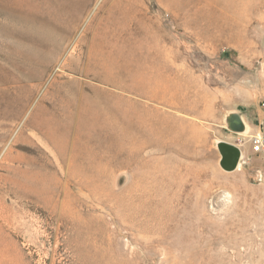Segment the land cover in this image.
I'll return each mask as SVG.
<instances>
[{"label":"rangeland","instance_id":"rangeland-1","mask_svg":"<svg viewBox=\"0 0 264 264\" xmlns=\"http://www.w3.org/2000/svg\"><path fill=\"white\" fill-rule=\"evenodd\" d=\"M0 264H264V0H0Z\"/></svg>","mask_w":264,"mask_h":264},{"label":"bare ground","instance_id":"bare-ground-1","mask_svg":"<svg viewBox=\"0 0 264 264\" xmlns=\"http://www.w3.org/2000/svg\"><path fill=\"white\" fill-rule=\"evenodd\" d=\"M154 121H155V120H154ZM157 121H158V120H157ZM164 121H165V119H164ZM164 121H163V122H164ZM141 122H143V119H141L139 123H141ZM144 122H145V121H144ZM165 122H166V121H165ZM142 124H143V123H142ZM142 124H140V127L142 126ZM161 124L163 125V123H161ZM161 124H159V125L162 126ZM166 124H168V123H166ZM147 125H148V124H147ZM159 125H158V126H159ZM154 126H155V125H154ZM154 126H153V128L155 129ZM163 126H164V128H163ZM163 126H162L163 129H167V128H168V130H170L169 127L165 128V125H163ZM167 126H169V125H167ZM140 127H139V128H140ZM144 127H145V126H144ZM150 127H151V126H150ZM156 127H157V126H156ZM139 128H138V131H141L142 129L139 130ZM141 128H142V127H141ZM148 128H149V127H148ZM158 128H159V127H158ZM145 129H146V127H145ZM152 130H153V129H152ZM152 130H151V133H152ZM168 130H167L166 132H165V130H164L163 132H164L165 134H166V133L170 134V133H169L170 131H168ZM143 131H144V130H143ZM148 131H149V133H150V130H148ZM148 131H147V133H148ZM157 131H159V134L161 133V129H160V130H158V129L155 130V132H157ZM153 132H154V131H153ZM139 133H140V132H139ZM145 133H146V131H145ZM147 133H146V134H147ZM157 134H158V133H157ZM159 134H158V135H159ZM161 134H162V133H161ZM141 135L143 136V134H141ZM141 135H139V136H141ZM147 135L149 136V134H147ZM155 135H156V134H155ZM145 136H146V135H145ZM148 136H147V137H148ZM153 136H154V135H153ZM164 136H165V135H164ZM164 136H163V138H164ZM166 136H167V135H166ZM149 137H150V136H149ZM167 137H168V136H167ZM138 138H139V137H138ZM143 138H144V137H143ZM169 138H171L170 135H169ZM160 139L162 140V136H161V138H160V136H159V140H160ZM167 139H168V138H167ZM167 139H166V140H167ZM142 140H144V139H142ZM146 140H147V139H146ZM154 140H155V138H154ZM169 140H170V139H169ZM169 140H168V141H169ZM163 141H165V139H164ZM218 141H219V140H218ZM155 142H156V141H155ZM169 142H170V141H169ZM138 143H139V140H138L137 144H138ZM158 143H159V142H156L157 145H158ZM166 143H167V142H166ZM139 144H140V145H139L138 150L135 148L137 151L140 150V151L138 152L137 155H139L140 152L145 151L146 149H145L144 147L147 146V144L145 145V144L143 143V141H142L141 143H139ZM152 144H153V143H152ZM152 144H151V145H152ZM156 144H155V146H156ZM162 144H164V142H163ZM170 144H171V143H170ZM170 144H169V146H170ZM148 145H149V144H148ZM165 145H166V144H165ZM165 145H164V146H165ZM167 145H168V144H167ZM164 146H163V147H164ZM136 147H137V146H136ZM151 147H154V146L152 145ZM156 147H157V146H156ZM165 147H166V149H167V146H165ZM165 147H164V148H165ZM148 148H149V147H148ZM166 149H164V150H166ZM169 149H170V148H169ZM153 150H154V149H153ZM147 151H148V150H147ZM166 151H167V150H166ZM145 152H146V151H145ZM164 153H165V151H164ZM142 154H143V153H142ZM142 154H141V155H142ZM147 154H148V153H147ZM149 154H150V153H149ZM155 154H156V153H155ZM146 156L148 157V155H146ZM149 156H150V155H149ZM155 156H156V155H155ZM141 157H142V156H141ZM150 157H151V156H150ZM157 157H158V156H157ZM144 159H145V157H144ZM146 159H147V158H146ZM148 159H149V158H148ZM148 159H147V162H148ZM157 159H158V158H157ZM150 160H151V159H150ZM152 160H153V159H152ZM154 160H156V159H154ZM138 161H140V160H138ZM145 161H146V160H145ZM145 161H142V162L144 163V165H146V164H145ZM159 161H160V160H159ZM164 161H165V160H164ZM164 161L162 160L163 163H164ZM142 162H141V163H142ZM150 162H152V161H150ZM153 162H155V161H153ZM160 162H161V161H160ZM158 163H159V162H158ZM163 163H162V164H163ZM137 164L140 165V163H137ZM152 164H153V163H152ZM159 164H160V163H159ZM142 165H143V164H142ZM148 165L150 166L151 164H148ZM166 165H168V164H166ZM140 166H141V165H140ZM140 166H139V170H140V168L142 167V166H141V167H140ZM146 166H147V165H146ZM153 166H154V164H153ZM155 166H157V165H155ZM159 166H161V164H160ZM164 166H165V165H164ZM239 166H240V164L238 165L237 168H239ZM151 167H152V165H151ZM165 167H166V166H165ZM169 167L171 168L170 165H169ZM137 168H138V166H137ZM145 168H146V167H145ZM147 168H148V167H147ZM153 168H154V167H153ZM153 168L151 169V168L149 167V169H151V170H153ZM158 168H159V167H158ZM158 168H157V169H158ZM163 168H164V167H163ZM166 168H167V167H166ZM166 168H165V169H166ZM170 168H169V169H170ZM173 169H174V168H172V170H173ZM167 170H168V168H167ZM142 171H143V170H142ZM142 171L140 170V172H142ZM153 171H154V170H153ZM155 171H156V170H155ZM161 171H162V168H161ZM161 171H160V173H162V175H163V172H165V170L162 171V172H161ZM173 171H174V170H173ZM137 172H138V171H137ZM145 172L147 173V171H143L144 175H145ZM149 172H151V171H149ZM158 172H159V171H158ZM168 172H169V171H168ZM170 172H171V171H170ZM170 172H169V173H170ZM165 173H167V172H165ZM165 173H164V174H165ZM172 173H173V172H172ZM137 175H138V174H137ZM139 175H140V174H139ZM144 175H140V176H139V177L141 178V180H143L144 178H146L147 175H145V176H144ZM150 175H151V174H150ZM162 175H161V176H162ZM174 175H175V174H174ZM154 176H156V175L154 174ZM158 176H159V175H158ZM158 176H157V178H158ZM166 176H167V175H166ZM166 176H165V177H166ZM159 177H160V176H159ZM169 177H170V175H169ZM169 177H168V179H167L166 182H168ZM171 177H172V176H171ZM149 178H150V177H149ZM153 178H154V177H153ZM155 178H156V177H155ZM157 178H156V179H157ZM163 178H164V175H163ZM150 179H151V178H150ZM156 179H155V180H156ZM158 179L160 180L161 178H158ZM158 179H157V180H158ZM172 179H173V178H172ZM138 180H139V179H138ZM147 180H148V177H147ZM157 180H156V181H157ZM162 180H163V179H162ZM162 180H161L160 182H162ZM165 180H166V179H165ZM165 180H164V181H165ZM138 182H139V181H138ZM141 182L143 183V182H146V181H141ZM141 182H140L139 185H141ZM153 182H154V181H153ZM157 182H159V181H157ZM160 182H159V183H160ZM147 183H148V182H147ZM147 183H146V184H147ZM149 183H150V181H149ZM154 183H156V182H154ZM144 184H145V183H144ZM144 184H142L140 187H139V185H138V187H139V188H138L139 191H138V189H136L137 193L139 192L137 197H138V200H139V203H140V206H138V207L140 208L139 211H140L141 213H142V212H149V211H147V210H146V211H143V204L145 205V203H144V199H145L146 196H147V195H146L147 190H146V188L144 187ZM146 184H145V186H148V185H146ZM151 184H153V183H150V185H151ZM157 184H158V183H157ZM164 184H165V183H164ZM166 184H167V183H166ZM171 185H172V184H171ZM174 185H175V184H174ZM172 186H173V185H172ZM172 186H170V187H172ZM175 187H176V186H175ZM151 189H152V187H151ZM177 190H178V189H177ZM150 191H151V190H150ZM150 191H149V192H150ZM180 191H181V190H180V188H179V191H178V192H180ZM149 192H148V193H149ZM157 192H158V191H157ZM166 192H167V190H166ZM174 192H176V190H175ZM155 194H156V193H155ZM149 195H151V194H148V196H149ZM171 195H173V197H174L175 194H171ZM148 196H147V197H148ZM151 196H154V194L151 195ZM155 196H156V195H155ZM155 196H154V197H155ZM156 197H157V196H156ZM156 197H155V198H156ZM134 198H135V197H134ZM151 198H152V197H151ZM175 198H176V196H175ZM178 198H180V197H178ZM146 200H147V198H146ZM148 200H149V199H148ZM148 200H147V201H148ZM150 200H152V199H150ZM145 202H146V201H145ZM153 202H155V201H153ZM156 202H157V201H156ZM148 203H149V202H148ZM150 203H151V202H150ZM157 203H158V202H157ZM175 203H176V202H175ZM146 205H147V204H146ZM162 205H163V204H162ZM162 205H161L160 207L163 208ZM149 206H150V205H149ZM151 206H152V204H151ZM151 206H150V208H154V207H155V205H154L153 207H151ZM165 206H166V204H165ZM168 206H169V205H168ZM168 206H167V208H168ZM175 206H176V205H175ZM156 207H157V205H156ZM150 208H149V209H150ZM162 208H160V209H162ZM164 208H165V207H164ZM177 208H178V207H177ZM146 209H147V207H146ZM149 209H148V210H149ZM156 209H157V208H156ZM156 209H155V210H156ZM160 209H158V211H159ZM174 209H175V208H174ZM165 210H167V209H165ZM176 210H177V209H176ZM170 211H171V210H170ZM140 212H139L138 214H140ZM160 212H163V214H167V213H164V211H160ZM165 212H168V210L165 211ZM175 212H176V211H175ZM181 212H182V211H181ZM149 214H150V216L148 217V218H149V219H148V222H147L146 224H145L144 222H143V223H140V224H141V226H140V227H141V228H140V234H142V235H167V234L165 233V230L162 229V226L159 224V223H161V222H163V223H165V224H167V223H172V222H176V223H180V225L184 223V221H183L181 218H179L178 214H177V213L174 214V212H170L169 215H168V217H167V218L165 217L166 221H165V220H160L159 217H158V218H159V220H158V219H157V216H158V215L156 216V214L154 213V211H153L152 209H151V211L149 212ZM157 214H158V213H157ZM159 214H160V213H159ZM163 214H162V215H163ZM140 215H144V214L142 213V214H140ZM140 215H139V216H140ZM159 216H160V215H159ZM142 217H143V216H142ZM145 217H147V215H145ZM163 217H164V216H163ZM163 217H162V218H163ZM186 217H187V216H186ZM140 220H141V219L139 218V221H140ZM142 221H144V220H142ZM140 222H141V221H140ZM176 223H175V224H176ZM143 224H145V225H143ZM165 224H164V225H165ZM178 225H179V224H178ZM180 225H179V226H180ZM197 226H198V225H197ZM101 258H102V257H101Z\"/></svg>","mask_w":264,"mask_h":264},{"label":"water","instance_id":"water-1","mask_svg":"<svg viewBox=\"0 0 264 264\" xmlns=\"http://www.w3.org/2000/svg\"><path fill=\"white\" fill-rule=\"evenodd\" d=\"M226 127L228 130L235 133H245L247 131V122L243 114L239 111H231L226 117ZM217 147L221 154L220 165L226 171L237 169L241 161V148L230 141L220 139L217 142Z\"/></svg>","mask_w":264,"mask_h":264}]
</instances>
